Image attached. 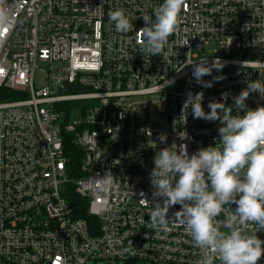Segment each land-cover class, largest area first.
<instances>
[{"label":"built area","instance_id":"2783aa9c","mask_svg":"<svg viewBox=\"0 0 264 264\" xmlns=\"http://www.w3.org/2000/svg\"><path fill=\"white\" fill-rule=\"evenodd\" d=\"M161 2L0 0V89L20 97L0 102V264H198L203 252L182 226L148 223L153 157L173 143L191 155L219 139V121L193 119L189 109L185 122L186 92H203L208 112L222 94L233 107L248 80L264 81V0H184L174 33L149 57L140 17ZM114 10L129 18V32H116ZM214 59L225 66L202 79H224L201 88L188 64ZM39 64L45 86L35 89ZM63 84L80 90L61 92ZM260 105L264 97L251 93L246 106ZM69 137L79 150L77 178L68 177ZM69 183L97 229L63 197ZM215 219L224 231V213ZM255 235L264 241V231Z\"/></svg>","mask_w":264,"mask_h":264},{"label":"clouds","instance_id":"9594fccd","mask_svg":"<svg viewBox=\"0 0 264 264\" xmlns=\"http://www.w3.org/2000/svg\"><path fill=\"white\" fill-rule=\"evenodd\" d=\"M183 3L184 0H162L151 15L140 17L144 22L139 30L142 52L149 57L161 53L175 31ZM108 19L117 33H127L133 27L122 10L111 11ZM188 65L193 66L192 78L201 88H211L224 79L222 75L209 81L202 79L210 76L213 69L222 70L225 64L219 59L211 64L205 61ZM251 93L264 97V81L248 80L232 100L235 112L223 102L227 93L222 94L219 102L210 101L209 111L205 112L203 92H186L181 108L185 122L189 109L193 119L219 121V139L214 146L198 149L191 155L184 144L178 147L173 143L175 149L172 144L153 157L148 223L163 231L168 230L170 220L174 226H182L203 252L198 264H216V258L218 264H257L264 253V241L255 235L264 231V105L248 108L246 100ZM178 138L188 139L187 132L183 131ZM158 140L166 142V134H159ZM232 204L236 205L234 209ZM174 205H179V210L169 216L168 210ZM222 213L220 225L224 231L217 227L215 219ZM248 225H255L258 230L248 234Z\"/></svg>","mask_w":264,"mask_h":264},{"label":"trees","instance_id":"16d2710c","mask_svg":"<svg viewBox=\"0 0 264 264\" xmlns=\"http://www.w3.org/2000/svg\"><path fill=\"white\" fill-rule=\"evenodd\" d=\"M19 93L0 89V102L15 101L18 100ZM77 105H71L70 107H76ZM65 155L69 158L68 164V177L77 178L79 177V150L73 145L71 137L65 140L64 144ZM63 197L75 208L76 218L83 219L90 226H94L97 229V222L95 219L87 214V201L80 199L74 192V187L71 183L67 184L63 188ZM108 264V263H106Z\"/></svg>","mask_w":264,"mask_h":264},{"label":"rangeland","instance_id":"374dc122","mask_svg":"<svg viewBox=\"0 0 264 264\" xmlns=\"http://www.w3.org/2000/svg\"><path fill=\"white\" fill-rule=\"evenodd\" d=\"M44 71L45 67L42 64L38 65V68L35 70L34 74V88L35 89H40L41 87L45 86V81H44ZM89 264H94V263H89ZM95 264H100V263H95ZM112 264H126L123 262H115ZM129 264H149L146 262H131Z\"/></svg>","mask_w":264,"mask_h":264},{"label":"water","instance_id":"95a60500","mask_svg":"<svg viewBox=\"0 0 264 264\" xmlns=\"http://www.w3.org/2000/svg\"><path fill=\"white\" fill-rule=\"evenodd\" d=\"M76 90H80V88L76 86H72V85H67V84H63V88L60 89L61 92L76 91Z\"/></svg>","mask_w":264,"mask_h":264}]
</instances>
